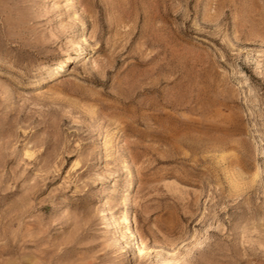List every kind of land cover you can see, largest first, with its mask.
I'll return each instance as SVG.
<instances>
[{
  "label": "rangeland",
  "instance_id": "obj_1",
  "mask_svg": "<svg viewBox=\"0 0 264 264\" xmlns=\"http://www.w3.org/2000/svg\"><path fill=\"white\" fill-rule=\"evenodd\" d=\"M0 264H264V0H0Z\"/></svg>",
  "mask_w": 264,
  "mask_h": 264
},
{
  "label": "bare ground",
  "instance_id": "obj_2",
  "mask_svg": "<svg viewBox=\"0 0 264 264\" xmlns=\"http://www.w3.org/2000/svg\"><path fill=\"white\" fill-rule=\"evenodd\" d=\"M69 58V57H68ZM127 221V219L124 221V222H126ZM128 223V222H127Z\"/></svg>",
  "mask_w": 264,
  "mask_h": 264
}]
</instances>
